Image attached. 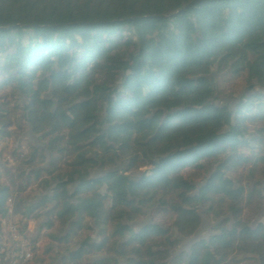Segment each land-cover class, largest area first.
<instances>
[{
  "label": "trees",
  "instance_id": "obj_1",
  "mask_svg": "<svg viewBox=\"0 0 264 264\" xmlns=\"http://www.w3.org/2000/svg\"><path fill=\"white\" fill-rule=\"evenodd\" d=\"M13 113L45 126L35 145L9 134ZM260 206L264 0H0V222L34 252L43 235L58 264H264L239 260Z\"/></svg>",
  "mask_w": 264,
  "mask_h": 264
},
{
  "label": "rangeland",
  "instance_id": "obj_2",
  "mask_svg": "<svg viewBox=\"0 0 264 264\" xmlns=\"http://www.w3.org/2000/svg\"><path fill=\"white\" fill-rule=\"evenodd\" d=\"M216 78V77H215ZM218 78V77H217ZM222 87H227L226 90H228L232 84H234L235 82H232L231 80H224L222 82ZM44 97L47 98V95H45L44 93ZM9 102H10V107H12L13 105V99L9 98ZM219 105L222 104V102H218ZM228 104V106L230 108H232V106L234 105L233 100L230 98H226L223 101L222 105H226ZM87 127V123L85 122L84 124H82L81 126H79L77 129L74 130H67V129H60L58 131V135L62 136L66 141H72V138L75 137L76 135H78L79 133H81L82 131H84ZM45 131V126L44 125H38L35 129H32L31 126L28 124V122H25V119L23 118L22 114H17V113H13L12 116V120H11V127L9 128V134H17V136H19L20 141L22 142H26L30 145H35L36 144V138L37 136H39L42 132ZM89 135L91 136L92 133L87 134L85 133V135H83L81 138H79V140L77 141L78 143H84L88 140ZM134 139V134L133 133H128L125 136H122L118 143L120 146H123L125 148H130L132 146V141ZM6 146V151L3 155L4 158H6L5 156H7V154L9 153L11 148L15 147V140H13L11 138V140L9 139L6 143V145H4L1 148H4ZM5 155V156H4ZM243 176L244 173H240L239 174V180L240 183L242 184V186L244 188H252L253 187V183H250L249 185L244 184L243 182ZM242 227L240 228V232H247V235L249 236L245 241H244V252L243 254L240 256L239 260L240 261H246L251 259L250 253L249 252H257V251H262L264 250V242L262 241L263 238V230H264V207L260 206L259 209H257L256 213L253 214V210L245 208L243 209L242 212ZM123 224L129 225L130 227H132L134 229V231H138V229L140 227H142L145 224H148L149 222L146 221L145 218V214L143 213L142 215L140 214H133L129 211H123L122 213V218L120 220ZM115 222V220H114ZM151 223L163 226L165 228H167L169 226V222L168 220H166L165 218L161 217V218H153L151 217ZM3 223L0 222V237L2 236V230L3 227L2 225ZM33 226V225H32ZM209 229H210V225L206 224V223H202L201 228L199 230V233L197 235V240H204L208 233H209ZM36 230V227L33 226V231L31 233H34ZM48 234H55L54 231L49 232ZM48 246H52V244H50L49 240L46 239L43 235L39 236L38 242L35 245V257L37 259H40L43 261L42 264H58L56 262H54L55 259V253L60 252L58 249H55L53 251V253H50L48 256L43 257L42 256V252H44V249L47 248ZM186 244H181L180 246V250H185L187 249ZM51 258H53L51 260ZM253 259V257H252ZM29 264H33V263H29ZM120 264H124V263H120ZM246 264V263H244Z\"/></svg>",
  "mask_w": 264,
  "mask_h": 264
},
{
  "label": "built area",
  "instance_id": "obj_3",
  "mask_svg": "<svg viewBox=\"0 0 264 264\" xmlns=\"http://www.w3.org/2000/svg\"><path fill=\"white\" fill-rule=\"evenodd\" d=\"M2 227L0 264H29L35 257L34 250L20 237L11 222H4Z\"/></svg>",
  "mask_w": 264,
  "mask_h": 264
},
{
  "label": "water",
  "instance_id": "obj_4",
  "mask_svg": "<svg viewBox=\"0 0 264 264\" xmlns=\"http://www.w3.org/2000/svg\"><path fill=\"white\" fill-rule=\"evenodd\" d=\"M198 233H199V231H197L196 234H194V236H193L191 239L184 240V241H183V244L188 245V246H187V248H188V247L191 246L192 244H194V243H196L197 241H199V240H197V235H198Z\"/></svg>",
  "mask_w": 264,
  "mask_h": 264
},
{
  "label": "crops",
  "instance_id": "obj_5",
  "mask_svg": "<svg viewBox=\"0 0 264 264\" xmlns=\"http://www.w3.org/2000/svg\"><path fill=\"white\" fill-rule=\"evenodd\" d=\"M27 231L30 232V233L33 231V226H32V224H29V225L27 226Z\"/></svg>",
  "mask_w": 264,
  "mask_h": 264
},
{
  "label": "flooded vegetation",
  "instance_id": "obj_6",
  "mask_svg": "<svg viewBox=\"0 0 264 264\" xmlns=\"http://www.w3.org/2000/svg\"><path fill=\"white\" fill-rule=\"evenodd\" d=\"M201 228V227H200ZM200 230V229H199Z\"/></svg>",
  "mask_w": 264,
  "mask_h": 264
}]
</instances>
